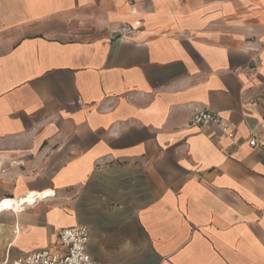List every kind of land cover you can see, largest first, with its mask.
<instances>
[{
    "label": "crops",
    "instance_id": "1",
    "mask_svg": "<svg viewBox=\"0 0 264 264\" xmlns=\"http://www.w3.org/2000/svg\"><path fill=\"white\" fill-rule=\"evenodd\" d=\"M263 119L264 0H0V258L264 264Z\"/></svg>",
    "mask_w": 264,
    "mask_h": 264
},
{
    "label": "built area",
    "instance_id": "2",
    "mask_svg": "<svg viewBox=\"0 0 264 264\" xmlns=\"http://www.w3.org/2000/svg\"><path fill=\"white\" fill-rule=\"evenodd\" d=\"M189 126L194 128L215 127L225 137L233 140L234 132L229 130L226 120L207 109L195 111L190 120ZM260 130L263 132L261 140L264 142V119L259 124ZM257 133L251 132L246 144L250 148L260 146V139ZM45 193L42 196H47ZM39 199L38 196L27 195L24 199L16 201L14 199H5L0 201V210H12L14 212L21 211L25 205H34ZM89 239V231L86 227L76 225L63 228L58 232V243L60 249L57 251L40 250L31 252L20 258L13 260L1 259L0 264H99L92 259L87 252V242Z\"/></svg>",
    "mask_w": 264,
    "mask_h": 264
}]
</instances>
